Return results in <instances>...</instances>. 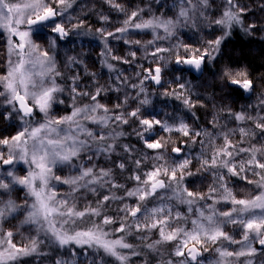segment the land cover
Masks as SVG:
<instances>
[{
	"label": "snow or ice",
	"instance_id": "snow-or-ice-1",
	"mask_svg": "<svg viewBox=\"0 0 264 264\" xmlns=\"http://www.w3.org/2000/svg\"><path fill=\"white\" fill-rule=\"evenodd\" d=\"M104 3L123 20L93 33L83 8L74 10L77 0H0V264H79L89 250L86 264H264V92L252 112L213 105L210 127L145 111L151 81L195 118L205 104L181 77L171 88L165 69L174 62L203 74L234 28L248 35L257 28L244 21L248 8L222 0L212 19V0H172L171 16ZM99 19L109 23L107 15ZM201 24L220 34L203 45L172 42L180 29ZM73 35L100 41L101 67L114 74L109 83H99L78 56L60 60L62 42ZM138 52L155 66L138 64ZM134 63L141 72L129 84L118 65ZM80 65L82 73L72 71ZM217 75L225 88L256 94L247 68L229 64ZM84 76L91 83L82 86ZM129 86L138 91L121 101ZM130 135L142 149L124 142ZM53 249L61 254L46 259Z\"/></svg>",
	"mask_w": 264,
	"mask_h": 264
},
{
	"label": "trees",
	"instance_id": "trees-1",
	"mask_svg": "<svg viewBox=\"0 0 264 264\" xmlns=\"http://www.w3.org/2000/svg\"><path fill=\"white\" fill-rule=\"evenodd\" d=\"M119 2L131 8H134L137 5L141 7L151 6L152 11L157 15L160 13H165L169 16L174 15V11L169 7L172 4V0H160V4L155 3V0H119ZM261 2L262 0H240V3H246L244 6L248 8V12L244 17L245 23H255L257 24V28L250 35L245 34V32L239 27L234 28L232 35L222 45L221 54L218 57L217 62L206 66L203 74L195 77L192 75L190 69L178 67L173 62L165 69L164 76L168 75V69L170 67L178 74V76H184L193 81L198 91L208 94L218 103L227 105L234 112L238 111L243 105L251 102L254 97L259 95V93L264 92V30H261V26H264V11H261L260 9ZM161 4L164 5V7H161ZM221 6L222 0H212V7L208 10L210 18L215 19L220 15L222 11ZM81 8H83V12L80 13V18L86 21V26H90L93 33H95V30L99 27H106L109 30H114L123 20V14L112 10L108 4L104 3V0H77V5L74 6V10L80 12ZM101 14L109 16V23L107 25L103 24L99 19ZM179 32L180 34L178 37H174L172 42L179 39L183 40L185 43H191L193 45H203L208 39H212L220 34L219 29L216 28L215 25L208 27L205 24H201L197 28H183L180 29ZM134 35H138L145 40L151 38V36L146 33H137ZM160 43L164 46H167L168 44L166 41H161ZM112 46L117 54L126 55V46L115 41H112ZM101 51L102 45L98 39H94L91 35H73L68 41L62 42L59 50V57L60 60L63 61L68 55L78 56L85 62V65L90 72L97 74L99 77V83L107 84L110 82V77H114V74L109 73L106 68L101 67ZM2 53L3 48L0 46V65H2L3 62ZM141 56L142 53L138 52V64H143L145 67L155 66L151 63V57L145 60L142 59ZM229 64L237 68H247L249 73L252 74L256 82V94H254L251 99L237 91H233L231 87L225 88L223 86V81L217 73L221 68ZM83 67L84 65L74 67L72 71L82 73ZM118 67L125 76L129 77V84L138 83V77L136 74L141 72V69L137 64L118 65ZM2 70V67H0V71ZM86 83H91V80L89 77L84 76L82 79V86ZM177 85V81L172 82L171 88H178ZM144 86L148 92L147 98L151 101L149 105L145 106L146 112L151 113L162 120L167 118V115L169 114L178 113V108L182 105L180 101L160 95L157 88H155L150 82L146 81ZM163 90H167V88ZM136 91L138 90L133 89L130 86L123 88L121 93H119L121 101L123 100L125 92L131 97ZM116 98V93H110L107 99H110L115 103ZM139 98H143V94H141ZM199 99L205 104V107H197L193 110L196 112L195 118L187 111L188 116L183 119L193 126H209L208 121L211 119L209 104L204 99ZM136 102V100H130L129 107H134ZM5 123L6 122L0 121V129L5 127ZM125 128L128 132H131L132 130L131 126H125ZM124 142L135 145L137 150L142 149V144L134 135L126 137ZM196 187L206 189L207 183L204 185H196ZM11 226L12 225H9V227ZM59 254H61L60 250L53 249L52 256L46 259L50 260ZM81 256L79 257V264H86V260L84 262L81 261ZM31 264H36L35 260H33Z\"/></svg>",
	"mask_w": 264,
	"mask_h": 264
},
{
	"label": "rangeland",
	"instance_id": "rangeland-1",
	"mask_svg": "<svg viewBox=\"0 0 264 264\" xmlns=\"http://www.w3.org/2000/svg\"><path fill=\"white\" fill-rule=\"evenodd\" d=\"M244 4H246V3H243L242 5H244ZM168 71H169L168 72V75L164 76V80L165 81L172 82V80H173L174 77H176V76L177 77H180L170 67H169ZM181 79H182L183 82H185L192 89L193 94H194L193 95V99L202 98V99H204L209 104V111H210V114H211V118H212V114L215 111V108L213 107V105H215L217 107H228L227 105H223L221 103H218L217 101H215L214 99H212L208 94L201 93L200 91H198V89L195 86V83L193 81H191L189 78H185L184 76H181ZM177 84H178L177 86L179 87V81H177ZM257 97L258 96L254 97L251 102H249L248 104L243 105L242 107H246L247 111L252 112L253 111V108L251 107V105L257 104V102H258ZM240 109L238 111H240ZM178 115H179L180 118H184V119L188 116V112H187V110L185 109L184 106L181 105L178 108V113H176V114H169V115H167V118H164V120L165 119H169L170 120L171 118L180 119L178 117ZM223 122H224V118L222 117L221 118V123H223ZM229 126H234V123L230 121L229 122ZM207 127H210V125L207 126ZM198 150H199V146H197V148L193 149L192 151L195 152V151H198ZM93 255L94 254L91 253V250H89L88 257H85V256L82 255L81 256V261L82 262H84L85 260L87 261L88 259H91L93 257ZM208 255H211V253H209ZM105 259L110 260V258H105Z\"/></svg>",
	"mask_w": 264,
	"mask_h": 264
},
{
	"label": "water",
	"instance_id": "water-1",
	"mask_svg": "<svg viewBox=\"0 0 264 264\" xmlns=\"http://www.w3.org/2000/svg\"><path fill=\"white\" fill-rule=\"evenodd\" d=\"M185 68H187V69H190V68H188V67H186V66H184ZM191 70V72H192V75H194L195 77H197V76H199L200 75V73H197V72H195L194 70H192V69H190ZM147 82H150V83H152L151 81H147ZM152 85L155 87V88H158V86H156L154 83H152ZM246 96V95H245ZM247 97V96H246Z\"/></svg>",
	"mask_w": 264,
	"mask_h": 264
}]
</instances>
